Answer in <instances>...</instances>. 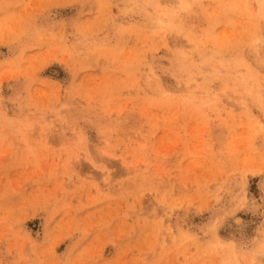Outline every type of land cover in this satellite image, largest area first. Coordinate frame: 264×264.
<instances>
[{
  "label": "rangeland",
  "instance_id": "rangeland-1",
  "mask_svg": "<svg viewBox=\"0 0 264 264\" xmlns=\"http://www.w3.org/2000/svg\"><path fill=\"white\" fill-rule=\"evenodd\" d=\"M0 264H264V0H0Z\"/></svg>",
  "mask_w": 264,
  "mask_h": 264
}]
</instances>
